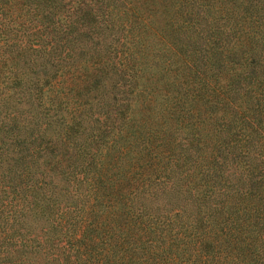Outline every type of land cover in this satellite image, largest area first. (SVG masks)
<instances>
[{"label": "trees", "instance_id": "1", "mask_svg": "<svg viewBox=\"0 0 264 264\" xmlns=\"http://www.w3.org/2000/svg\"><path fill=\"white\" fill-rule=\"evenodd\" d=\"M0 264H264V0H0Z\"/></svg>", "mask_w": 264, "mask_h": 264}]
</instances>
